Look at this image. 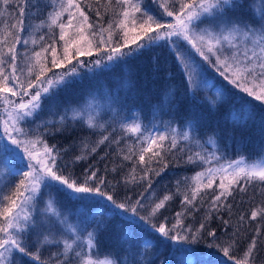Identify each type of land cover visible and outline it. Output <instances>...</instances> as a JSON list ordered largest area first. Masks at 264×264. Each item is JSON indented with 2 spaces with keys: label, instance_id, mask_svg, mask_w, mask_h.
Returning a JSON list of instances; mask_svg holds the SVG:
<instances>
[{
  "label": "snow or ice",
  "instance_id": "obj_1",
  "mask_svg": "<svg viewBox=\"0 0 264 264\" xmlns=\"http://www.w3.org/2000/svg\"><path fill=\"white\" fill-rule=\"evenodd\" d=\"M158 6L161 16L145 10L143 0H49L43 6L44 11L39 0L34 5L30 0H0V264H18L16 254L35 264H70L73 259L76 264H130L127 258L94 259L75 251L79 230L57 210L59 201L49 199L43 209L39 208L45 189L63 193L69 200L100 198L112 206L114 216H123L129 227L143 222L166 241L198 243L207 237V246L220 253L221 258L215 264H254V253L264 236V201L251 209L250 216L241 214L235 226L231 219L222 220L225 229L222 235L211 227L210 221L212 214L222 208H228L231 215V206L226 201L235 192H245L256 183L264 185V160L249 163L241 156L221 163L223 157L208 152L187 130L179 132L170 122L164 130L153 131L146 130L138 121L120 123L124 134L136 137L127 151L120 149L117 153L131 165L123 177L125 186L146 181V191L150 190L152 176H161L169 167V156L187 165L207 167L177 180L174 193L166 192L149 203H145L147 197L143 192L140 199L125 195L118 200L111 182L94 164L88 163L80 174L74 171V165L98 154L101 145L121 143L112 139L111 134H104L105 124L99 123V112L94 111L99 107L95 96L74 109L71 117L61 116L59 127L53 125L57 132L71 131L65 123L70 118L93 134L97 129L104 130L94 142L82 138L79 154L67 163L61 164L60 152L45 140L51 122L43 125V133L39 125L35 129L23 126L33 123L42 109V101L55 96L53 90L57 87L70 84L80 68L101 67L105 61L130 57L159 41L171 46L187 90L202 85L215 87L204 75L206 64L226 82L217 89L218 96L227 93L235 103L234 90L243 94L238 100L239 109L233 108L230 115L235 123L246 122L256 108L255 102L264 105V0L248 5L247 20L226 18L229 8L243 7V3L237 4L235 0H158ZM93 11L100 21L109 17L107 27L91 22ZM31 15H43V19L39 25L26 27ZM205 21L207 26L201 27ZM39 29L47 32L34 38ZM29 44L34 46L31 50ZM21 45L23 53L19 50ZM94 53L97 59H82ZM182 142L189 143L187 151ZM206 143L215 145L211 138ZM193 147L199 150L193 151ZM73 148L69 145V150ZM209 191L212 195L207 201L208 211L199 226L186 223V215L197 207L198 201L205 202ZM175 196L182 197L183 211L177 212L174 222H170L162 210ZM246 220L257 221L258 226L255 236L250 239L243 236V241H247L243 243ZM228 228H232L230 235ZM62 230L72 233V238L62 241L63 252L43 260L41 246L53 243L49 237ZM93 236V232L87 233L89 249L93 247ZM73 252L74 256L70 255Z\"/></svg>",
  "mask_w": 264,
  "mask_h": 264
},
{
  "label": "trees",
  "instance_id": "obj_2",
  "mask_svg": "<svg viewBox=\"0 0 264 264\" xmlns=\"http://www.w3.org/2000/svg\"><path fill=\"white\" fill-rule=\"evenodd\" d=\"M251 1L235 0L237 4L243 3V7L229 8L226 13H236L241 17L248 16L250 18L248 5L251 4ZM37 2L38 0H30V4L33 5ZM48 2L49 0H39L41 11H44L43 6ZM156 2L158 3V0ZM153 5L152 0H143L145 10L161 16ZM29 11L33 12L31 8ZM41 19H43V15H31L26 27L28 24L39 25ZM90 20L92 23H101L107 27L109 17L106 16L100 21L93 11ZM45 32L47 29H39L34 33V38L38 39ZM33 47L31 44L28 45L29 50ZM19 50L23 53L24 46H19ZM144 50L145 52H140L141 57H136L134 54L112 62L105 61V65L101 67L80 68L78 76L71 78L70 84L57 87L53 90L56 93L55 96L42 101V109L38 110L33 123L23 126L35 129L39 125V131L43 133L45 132L43 125L51 122L48 124L45 140L50 146H56L62 157L61 164L67 163L79 154L78 145L82 138L88 137L94 142L104 130L97 129L96 134H93L85 127L74 123L70 118L65 123L71 131L57 132L53 129V125L59 127L61 116L65 114L71 117L72 111L83 100L87 90L90 89L96 91L98 95H104L110 105L100 107L97 119L99 123L105 124L107 131L104 134H111L112 139H119L121 143L117 145L109 142L101 145L98 154H94L86 162L74 165V171L76 174H80L88 163L94 164L100 170V174L106 176L111 182L118 200L123 199L125 195L133 199H140V194L143 192L147 197L145 203H149L166 192L174 193L177 180L191 177L194 172L207 167L202 164L187 165L182 160L177 162L176 159L169 156V167L161 176H152L150 190L146 191L148 187L146 181L125 186L123 177L128 173L131 165L128 161H122L121 156L117 153L120 149L127 151L129 146L135 144L136 137L124 134L120 123L138 121L146 130L152 131L154 129L164 130L170 122L171 126L179 132L187 130L190 136L199 140L208 152H215L217 156L223 157L221 163L235 160L241 156L245 157L249 163L264 160V105L255 102L256 108L251 117L246 122L235 123L230 113L233 108L239 109L238 100L243 94L234 90L237 97L234 103L231 95L226 93L223 96H218L217 90L209 86L202 85L198 89L187 90L185 81L176 67L170 45L159 41ZM97 58L95 53L92 57H82L86 61ZM95 69L100 73L92 76V79L85 77V70L93 71ZM205 70L203 68L204 73H206ZM206 71V74L210 76L211 71L208 69ZM214 76L221 80H217L216 84L226 85V82L215 71ZM227 87L231 89V86ZM213 101H215V106H213ZM113 130L115 131L113 132ZM148 131H145V135L148 134ZM209 138L215 141V145L206 143ZM69 145H73L74 148L69 150ZM181 146L185 147L187 151L190 145L188 142H182ZM192 150L199 149L193 147ZM180 155L184 154L177 153V156ZM113 168H116L117 171H112ZM211 195L212 192L209 191L204 203L197 202V207L186 215V223L194 227L199 226V222L208 211L207 201L210 200ZM46 196L59 201L58 207L68 211L69 221L78 228L79 235L75 237L74 250L82 251L94 259H116L119 257L120 260H124L127 258L130 264L133 260L136 261V264H149L152 261L155 264H215V261L221 258L215 248L207 246L209 242L207 237L198 243H175L170 240L166 241L164 237L143 222L129 227V222L119 214L114 216L112 206L100 198L84 201L69 200L63 193H58L54 189H45L42 200ZM181 199V196H175L168 203L166 209L162 210L163 215L167 216L170 222H174L173 218L177 212L183 211ZM262 201H264V185L259 183L249 186L245 192H235L226 201L231 206V215L228 208L214 212L213 219L210 221L211 227L222 235L225 232L221 224L222 220L231 219L232 225L235 226L241 214L250 216L251 209ZM97 206H100V211L93 216L91 211ZM109 210L110 214H108ZM89 214L91 222L86 223L84 218ZM257 226V221L246 220L242 229V241L243 236H247L249 239L255 236L254 230ZM88 232L94 234L91 249L87 245ZM231 232L232 228H228L227 233L230 235ZM49 239L53 243L41 246V258L45 261L55 253L63 252V239L59 237H50ZM246 242L243 241V243ZM16 255L19 258L18 264L23 261H27V264H35L27 257ZM70 255L74 256V252ZM254 257V264H264V236L260 238ZM70 264H76V261L73 259Z\"/></svg>",
  "mask_w": 264,
  "mask_h": 264
},
{
  "label": "rangeland",
  "instance_id": "obj_3",
  "mask_svg": "<svg viewBox=\"0 0 264 264\" xmlns=\"http://www.w3.org/2000/svg\"><path fill=\"white\" fill-rule=\"evenodd\" d=\"M152 2H153V6H154V8L156 9V11L158 12V13H160V15H161V9L159 8V6H158V3L156 2V0H152ZM255 2V0H252L251 1V4L252 3H254ZM225 16H226V18L227 19H245V20H247V19H250L248 16H244V17H241V16H239L238 14H236V13H225ZM163 19H169L168 17H162ZM201 27H206L207 26V21H205V23L204 24H202V25H200ZM171 47V46H170ZM142 52H145V50L143 49L142 50ZM136 55V57L137 56H140L141 57V53L139 54V53H137V54H135ZM194 57H195V59L197 60V61H200V58L198 57V56H196V54L195 53H193L192 54ZM200 63H203L202 61H200ZM203 68H205L206 70L208 69V70H210L211 71V73H210V76L208 75V74H206L207 73V71L205 70V72L206 73H204V75H206L207 76V78H208V81H209V84H215V87H212L214 90H217L218 88H220V85H218V84H216L217 83V80H219V81H221L218 77H215L214 76V70L211 68V67H209L208 65H203ZM98 73H100V71L99 70H97V69H95V70H93V71H90V70H85V77L86 78H91L92 79V76H95L96 74H98ZM78 76V75H77ZM99 82V81H98ZM100 84V83H99ZM97 86H99V85H97ZM210 87V86H209ZM93 96H95L96 97V100H97V104L99 105V107L98 108H96V109H94V111H98L99 109H100V107L101 106H107V105H110L109 104V101L105 98V96L104 95H98V93L96 92V91H92V90H87V92H86V95H85V97L83 98V100L78 104V106H77V108L76 109H78L79 107H81V106H83L84 104H85V102L86 101H88V100H90ZM73 112V111H72ZM154 130H160V129H154ZM153 131V130H152ZM18 163H20V161H18ZM24 163H26V162H24ZM49 199H51L53 202H55V200L53 199V198H51L50 196H46V197H44V199L41 201V203H40V205H39V208L40 209H43V207H44V205L49 201ZM57 206V210L59 211V212H62V213H64L67 217H68V221H69V213H68V211L66 210V209H63V208H61V207H58V205H56ZM100 206H97V207H95L94 209H92V211H91V214L93 215V214H95V213H97V212H99L100 210ZM111 213V211L109 210L108 211V214H110ZM36 214V213H35ZM45 215H47V214H45ZM94 216V215H93ZM89 217H90V214H89V216H87V217H85L84 218V221H86V223H90L91 222V220H89ZM69 224L70 225H72V222L71 221H69ZM83 230V229H82ZM91 230V229H90ZM44 234H47V233H44ZM42 237V236H41ZM51 238H53V237H59V238H61V239H71L72 238V233H70V232H68L67 230H62L61 232H54V234L52 235V236H50ZM49 237V238H50ZM103 259H105V258H103Z\"/></svg>",
  "mask_w": 264,
  "mask_h": 264
}]
</instances>
